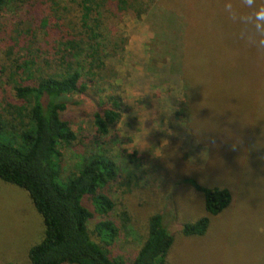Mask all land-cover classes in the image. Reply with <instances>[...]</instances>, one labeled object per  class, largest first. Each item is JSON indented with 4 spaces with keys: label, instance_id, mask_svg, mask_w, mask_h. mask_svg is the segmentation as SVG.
I'll use <instances>...</instances> for the list:
<instances>
[{
    "label": "trees",
    "instance_id": "16d2710c",
    "mask_svg": "<svg viewBox=\"0 0 264 264\" xmlns=\"http://www.w3.org/2000/svg\"><path fill=\"white\" fill-rule=\"evenodd\" d=\"M156 10L177 22L179 45L162 53L182 82L186 121L209 92L264 91V0H0V180L25 190L43 223L28 264H171L162 214L148 216L126 255L129 218L116 210L131 164H142L136 153H113L123 102L111 78L127 44L125 17ZM156 39L147 49L153 67ZM70 150L79 161L67 169ZM193 184L205 215L183 224L186 237L205 234L208 216L231 201L227 188Z\"/></svg>",
    "mask_w": 264,
    "mask_h": 264
},
{
    "label": "rangeland",
    "instance_id": "374dc122",
    "mask_svg": "<svg viewBox=\"0 0 264 264\" xmlns=\"http://www.w3.org/2000/svg\"><path fill=\"white\" fill-rule=\"evenodd\" d=\"M154 15L157 10L141 19L125 17L127 44L111 78L123 102L113 153H136L142 164H131L133 177L122 181L117 197V212L125 210L129 218L120 252H135L148 216L159 213L174 237L171 264H264V91L209 92L186 121L178 105L182 82L162 53L163 45H179L177 22ZM154 37L155 67L147 52ZM76 113L80 128L93 133L88 117ZM76 152L65 154L67 169L79 161ZM193 183L227 188L231 201L220 215L208 216L205 234L186 237L183 224L205 215ZM42 235L27 192L0 180V264H28V249Z\"/></svg>",
    "mask_w": 264,
    "mask_h": 264
},
{
    "label": "clouds",
    "instance_id": "9594fccd",
    "mask_svg": "<svg viewBox=\"0 0 264 264\" xmlns=\"http://www.w3.org/2000/svg\"><path fill=\"white\" fill-rule=\"evenodd\" d=\"M257 20L264 22V17H262V16H258V17H257Z\"/></svg>",
    "mask_w": 264,
    "mask_h": 264
}]
</instances>
